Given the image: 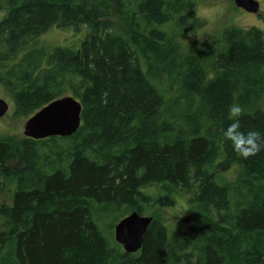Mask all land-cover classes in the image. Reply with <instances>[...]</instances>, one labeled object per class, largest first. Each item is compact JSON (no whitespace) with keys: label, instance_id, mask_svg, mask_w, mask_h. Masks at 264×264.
Listing matches in <instances>:
<instances>
[{"label":"trees","instance_id":"obj_1","mask_svg":"<svg viewBox=\"0 0 264 264\" xmlns=\"http://www.w3.org/2000/svg\"><path fill=\"white\" fill-rule=\"evenodd\" d=\"M193 8L0 0V88L14 115L30 118L66 87L82 105L71 137L0 139V179L18 177L0 211V264H264V147L244 155L249 132L264 145V33L225 29L222 50L201 57L159 30L191 26ZM52 28L84 35L48 54L37 41ZM230 169L235 180L221 182ZM175 193L189 196L195 224L171 238L147 214L135 254L111 247L97 225L171 207Z\"/></svg>","mask_w":264,"mask_h":264},{"label":"rangeland","instance_id":"obj_2","mask_svg":"<svg viewBox=\"0 0 264 264\" xmlns=\"http://www.w3.org/2000/svg\"><path fill=\"white\" fill-rule=\"evenodd\" d=\"M233 0H192L193 7L201 2H207L212 5L219 6L221 9L220 14L217 16L213 24L206 29L204 25L197 22L195 17L191 22V26H183L186 19L181 23V25L176 24V21H171L159 30L167 33L170 42L179 45L182 49L186 51H191L196 53L201 57H206L208 54L215 53L216 51L222 50L221 37L225 29L236 27L240 29H249L255 27L260 29L264 33V0L261 1L259 15L248 14L247 12L236 8ZM133 8V7H132ZM194 13V10H193ZM185 12L182 16H186ZM0 14V20H1ZM181 29H183L181 31ZM202 31L203 39H198L194 35L189 36L191 31ZM84 33H79L68 29H58L52 28L47 33L39 38L37 41V47L43 48L48 54H50L57 47H70L76 49L79 45V41L82 40ZM207 71L208 65L206 63ZM62 97L71 96L70 89L68 87L64 88L60 92ZM70 94V95H68ZM11 93L0 88V99L5 100L8 103V112L3 117H0V139L13 138L15 140H20L24 138L23 127L24 122L28 119L21 116L14 115V103L11 98ZM15 116V117H14ZM28 139V138H27ZM35 141V140H34ZM41 141V140H39ZM16 166H12L10 169L14 170ZM237 175L236 169H230L227 173L222 175L221 182L224 183V178L227 181L235 180ZM2 190L0 191V211L4 206H10L13 198V194L16 191V184L18 182V177L13 174L12 178L9 180L0 179ZM189 196H184L182 194L175 193L174 204L171 207L157 208L152 204L146 206V213H152V217L166 226L169 230V236L172 238L178 234L185 232L189 227L193 226L196 222L193 213L191 211L190 203H188ZM158 209V210H156ZM109 217H105V220L97 218V225L104 234V237L110 242L111 247H115L113 229H108L107 224H109ZM120 218V217H119ZM99 219V220H98ZM99 221V222H98ZM117 221V219H116ZM115 221V222H116ZM5 219L0 215V227H7ZM7 245V244H6ZM123 250V249H122Z\"/></svg>","mask_w":264,"mask_h":264},{"label":"water","instance_id":"obj_3","mask_svg":"<svg viewBox=\"0 0 264 264\" xmlns=\"http://www.w3.org/2000/svg\"><path fill=\"white\" fill-rule=\"evenodd\" d=\"M236 8L248 14L259 12V3L254 0H233ZM81 103L73 96L60 97L37 113L28 118L24 123L23 135L32 140H43L51 137H71L81 125ZM8 110V104L0 99V117ZM152 217L138 215L131 212L121 218L114 226V240L125 253L135 254L142 247L144 236L147 232Z\"/></svg>","mask_w":264,"mask_h":264},{"label":"clouds","instance_id":"obj_4","mask_svg":"<svg viewBox=\"0 0 264 264\" xmlns=\"http://www.w3.org/2000/svg\"><path fill=\"white\" fill-rule=\"evenodd\" d=\"M194 10V17L195 20L201 24L204 25V28L211 26L217 16L220 14L221 9L219 6L212 5L207 2H201L195 5V7L192 9ZM186 26V25H185ZM183 29H181L182 31ZM202 31H191L189 32V36H195L198 39H203ZM229 112L233 117H239L241 114V106L239 104H232L229 107ZM238 120L234 121L232 125H230V129L235 131L236 128H238ZM245 140L247 142V145L249 146V150L244 153V155H250L255 154V152L260 151L261 147H264L260 143V138L257 133L255 132H249L247 136L245 137Z\"/></svg>","mask_w":264,"mask_h":264},{"label":"bare ground","instance_id":"obj_5","mask_svg":"<svg viewBox=\"0 0 264 264\" xmlns=\"http://www.w3.org/2000/svg\"><path fill=\"white\" fill-rule=\"evenodd\" d=\"M1 100H3V99H1ZM3 101H5V100H3ZM6 102V101H5ZM7 103V102H6ZM8 104V103H7ZM9 108V107H8ZM7 111V110H6ZM82 112V111H81ZM6 114H7V112H6ZM5 114V115H6ZM24 125H25V123H24ZM23 131H24V127H23ZM25 137V136H24ZM26 138V137H25ZM43 140H45V139H43ZM35 141H39V140H35ZM141 216H143V215H141ZM144 217H150V216H144ZM153 219V218H152ZM151 223H152V220H151ZM113 234H114V228H113ZM115 241V240H114ZM116 242V241H115ZM124 251V250H123ZM137 253V252H136ZM127 254V253H126ZM129 254V253H128ZM127 254V255H128Z\"/></svg>","mask_w":264,"mask_h":264},{"label":"flooded vegetation","instance_id":"obj_6","mask_svg":"<svg viewBox=\"0 0 264 264\" xmlns=\"http://www.w3.org/2000/svg\"><path fill=\"white\" fill-rule=\"evenodd\" d=\"M254 1H257L259 3V10H260V5H261V1L260 0H254ZM257 16L259 15V13L257 12L256 14ZM8 112V111H7Z\"/></svg>","mask_w":264,"mask_h":264}]
</instances>
